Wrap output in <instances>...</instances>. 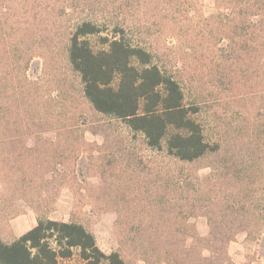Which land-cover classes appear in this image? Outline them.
Instances as JSON below:
<instances>
[{
	"label": "rangeland",
	"instance_id": "374dc122",
	"mask_svg": "<svg viewBox=\"0 0 264 264\" xmlns=\"http://www.w3.org/2000/svg\"><path fill=\"white\" fill-rule=\"evenodd\" d=\"M93 1L177 76L186 100L199 105L195 119L205 139L219 142L222 153L176 165L143 151L138 135L92 111L48 29L31 60L8 67L16 80L0 101V239L21 236L32 219L76 222L102 252L120 251L126 264H167L165 242L195 241L184 225L209 238L207 213L215 227L234 233L227 246L232 264H264V75L246 69L223 36L240 21L230 4L241 9L257 0H169L170 7ZM89 39L101 47L98 36ZM174 218L185 234L170 233ZM204 240L196 246L207 258ZM60 264L83 262L74 250Z\"/></svg>",
	"mask_w": 264,
	"mask_h": 264
},
{
	"label": "trees",
	"instance_id": "16d2710c",
	"mask_svg": "<svg viewBox=\"0 0 264 264\" xmlns=\"http://www.w3.org/2000/svg\"><path fill=\"white\" fill-rule=\"evenodd\" d=\"M168 1L155 3L172 6ZM238 4L230 6L236 7L240 21L236 29L228 27L232 33L223 36L230 43L231 53L246 69L254 67L264 75V2L243 4L241 9ZM103 6L101 1L93 0H0V101L5 95L11 96L10 87L16 80L8 67L31 60L34 49L47 43L48 37L43 35L47 36L45 31L49 29L65 52L69 70L78 76L81 93L92 111L122 123L134 137L138 135L143 151L176 165H191L208 154L222 153L219 142L205 139L202 126L195 119L199 105L186 100L177 76L155 62L148 49L130 39L125 27L109 19V11L103 12ZM250 15L255 18L250 19ZM92 36H98L100 48L91 45ZM251 46L254 50L250 57L246 54ZM226 85L220 83V90ZM195 213L191 210L187 217ZM204 214L210 224L209 238H200L193 226L184 225L195 241L190 246L173 240L165 242L167 264H232L227 246L234 233L228 234L225 226L215 227L209 215ZM168 228L174 236L186 233L176 218ZM203 240L210 252L207 258L196 246ZM74 250L83 264H126L120 251L102 252L93 233L83 225L52 219H38L32 228L10 242L0 239V264H60Z\"/></svg>",
	"mask_w": 264,
	"mask_h": 264
},
{
	"label": "crops",
	"instance_id": "0c3cea01",
	"mask_svg": "<svg viewBox=\"0 0 264 264\" xmlns=\"http://www.w3.org/2000/svg\"><path fill=\"white\" fill-rule=\"evenodd\" d=\"M66 192H67V190H66ZM28 215H31V213L28 212ZM30 218H31V217H30ZM35 223H36V222H35V219H34V220L32 219V222L30 221V226H29V227L32 228V227L35 225ZM30 228H29V229H30ZM29 229H28V230H29ZM197 231H198V229H197ZM201 236H203V235H201Z\"/></svg>",
	"mask_w": 264,
	"mask_h": 264
}]
</instances>
